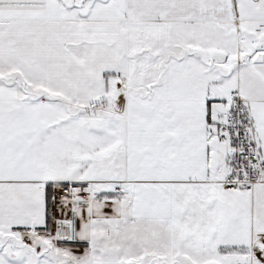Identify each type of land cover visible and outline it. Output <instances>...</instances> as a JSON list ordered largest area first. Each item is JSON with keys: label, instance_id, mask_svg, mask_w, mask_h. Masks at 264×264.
I'll return each mask as SVG.
<instances>
[{"label": "snow or ice", "instance_id": "obj_1", "mask_svg": "<svg viewBox=\"0 0 264 264\" xmlns=\"http://www.w3.org/2000/svg\"><path fill=\"white\" fill-rule=\"evenodd\" d=\"M0 264H264V0H0Z\"/></svg>", "mask_w": 264, "mask_h": 264}]
</instances>
